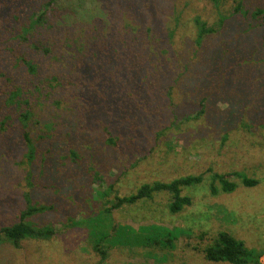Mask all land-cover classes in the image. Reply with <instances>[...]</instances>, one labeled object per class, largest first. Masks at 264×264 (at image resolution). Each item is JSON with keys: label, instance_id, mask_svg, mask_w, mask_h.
<instances>
[{"label": "rangeland", "instance_id": "1", "mask_svg": "<svg viewBox=\"0 0 264 264\" xmlns=\"http://www.w3.org/2000/svg\"><path fill=\"white\" fill-rule=\"evenodd\" d=\"M48 1L0 0V228L19 219L28 199L48 209L27 219L54 234L19 248L1 241L0 264H230L204 258L219 231L263 251L264 19L253 13L264 0H54L23 32ZM196 16L218 30L199 48ZM121 23L150 26L155 73L137 112L118 126L111 106L108 117L90 103L89 86L100 87L101 70L112 67L119 42L109 38L128 31L115 28ZM15 86L20 102L9 104ZM104 126L119 134L117 146L105 144ZM234 172L257 183L245 186ZM214 173H233L234 190L221 191ZM189 175L202 179L182 187L191 203L177 213L168 191L112 208L142 184Z\"/></svg>", "mask_w": 264, "mask_h": 264}, {"label": "trees", "instance_id": "2", "mask_svg": "<svg viewBox=\"0 0 264 264\" xmlns=\"http://www.w3.org/2000/svg\"><path fill=\"white\" fill-rule=\"evenodd\" d=\"M54 0H49L43 5V11L39 16H36L34 19L32 18L30 21V27H23V32H27L31 27L35 24H41L43 20V14L48 11L47 7L53 4ZM215 6H218L220 0H211ZM235 11L239 10V5L235 6ZM262 15L264 19V10L256 9L253 13V16ZM224 18H220L219 25L223 24ZM41 22V23H40ZM135 24H125L121 23L118 26L127 28L128 31L125 32L118 30H113L116 33V37L114 39H110L113 42H119L116 44L115 55L111 56V66L106 69H102V84L100 87H97L96 84H90L89 90L91 91V95L89 96L91 101L98 105H102V116L110 117L112 112L117 114V117L113 116L110 118L114 120L113 122H117V125L121 122L127 121L133 117V115L137 112L138 107V99L140 96L146 95V93L141 91L142 88L147 84L152 85V77L155 73L153 69L155 64L148 61L149 56L152 53L153 45L155 44L152 40L150 34H148L150 30V26H134ZM194 25L196 28L195 33V44L198 46L201 45L203 39L208 35L216 34L218 31L215 27L208 26L205 21L200 19L198 16L194 17ZM129 27V28H128ZM136 27V28H134ZM144 27V29H143ZM218 33V32H217ZM107 43V40H105ZM120 43L122 47L120 48ZM155 47V45H154ZM35 48H38L35 45ZM48 48V47H47ZM43 48L45 53L49 52V48ZM153 54V53H152ZM154 55V54H153ZM154 57V56H153ZM152 57V58H153ZM95 55H93V59ZM151 58V60H152ZM106 59H102V63ZM22 63L27 68V71L34 75L36 73V67L34 63L26 57H21ZM93 90V91H92ZM150 91H148V94ZM21 96V88L18 86L13 87L8 96L7 101L12 102L9 104H14L16 102H20L19 97ZM101 99V101L95 98ZM95 99V100H94ZM111 100V102H107ZM111 106L110 113L107 111H103L106 107ZM202 111V110H200ZM30 111H25L20 114V121L22 124V136L26 146L25 158L27 162L32 161L35 152V146L32 141V138L27 130V120L30 118ZM119 126V125H118ZM26 128V129H25ZM104 134L106 137V143L111 146H117V140L119 138V134L116 136L111 135L110 130L107 126H104ZM115 131H119V129H115ZM117 138V139H116ZM71 154L76 157L75 152L72 150ZM237 174V177L240 178L242 184L245 186H254L257 183L256 179L243 177L240 173L234 172ZM233 173H214L213 181L218 180L221 182L222 186L220 187L223 192H230L234 190L235 183L229 180V176ZM202 179L201 175L197 176H185L174 179L169 182H152L142 184L135 193L124 196V197H115L116 201L112 203V208H117L123 203H133L138 199L142 198H150L154 192L159 191H168L171 193V202L169 203V211L172 213L179 212L185 205H190L191 200L189 197L181 195V189L184 186H188L194 183L200 182ZM216 191L215 187L212 188V193ZM47 206L45 205H37L32 204L27 199L26 207L19 212V219L10 224L8 226H4L0 228V242L5 241L10 244L13 248H19L21 246V242L28 239H47L52 237L54 234V228L51 225H42L38 226L30 222L27 218L32 215L43 213L47 210ZM104 213H108L104 211ZM95 229L91 230V233L94 232ZM116 231L114 230V234ZM100 240V239H99ZM170 241V239L168 240ZM99 241L96 242L95 249L101 255V259H104L106 253L103 249L98 248ZM204 258L211 262H228L230 264H260L259 257L264 251H256L248 249L244 242L240 239L235 238L231 233L227 231H219L216 236L211 240V243L206 245L203 248ZM100 263V262H98ZM96 264V263H95Z\"/></svg>", "mask_w": 264, "mask_h": 264}, {"label": "built area", "instance_id": "3", "mask_svg": "<svg viewBox=\"0 0 264 264\" xmlns=\"http://www.w3.org/2000/svg\"><path fill=\"white\" fill-rule=\"evenodd\" d=\"M259 262H260V264H264V255H261L259 257Z\"/></svg>", "mask_w": 264, "mask_h": 264}, {"label": "crops", "instance_id": "4", "mask_svg": "<svg viewBox=\"0 0 264 264\" xmlns=\"http://www.w3.org/2000/svg\"><path fill=\"white\" fill-rule=\"evenodd\" d=\"M263 251H264V250H263ZM261 255H264V252H263Z\"/></svg>", "mask_w": 264, "mask_h": 264}]
</instances>
